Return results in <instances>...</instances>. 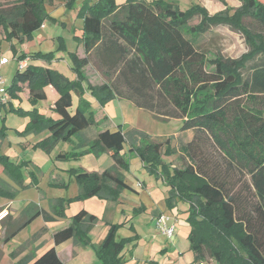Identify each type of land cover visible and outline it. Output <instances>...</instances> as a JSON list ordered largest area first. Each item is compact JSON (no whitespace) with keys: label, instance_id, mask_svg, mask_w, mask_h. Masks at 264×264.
Segmentation results:
<instances>
[{"label":"trees","instance_id":"1","mask_svg":"<svg viewBox=\"0 0 264 264\" xmlns=\"http://www.w3.org/2000/svg\"><path fill=\"white\" fill-rule=\"evenodd\" d=\"M46 1L52 0L0 2V31L6 39L24 41L41 28L51 18ZM241 1L238 9L227 6L211 14L201 3L184 11L172 0H126L122 4L85 0L78 16L83 18L79 41L86 53L83 57L70 53L76 78L70 79L48 64L55 57L53 51L23 53L17 55L18 60L47 64L18 66L9 88L14 96L26 84L34 103L47 98L48 85L58 92L53 108L57 118L37 106L28 111L25 134L48 129L50 134L36 143L47 153L97 124L86 93L102 106L116 97L126 99L161 121L181 120V131L193 130L192 138L183 143L187 152H181L180 166L161 159L164 149L172 148L171 138L154 137L136 127L124 129L122 124L101 130L94 139L77 144L81 151L60 153L57 159L110 152L112 163L104 170L73 168L70 172L80 185L78 198L98 195L112 201L125 189H132L122 173L129 166L123 154L126 142L150 171L156 172L157 164H162L173 189L168 205L173 207L177 198L189 203L188 238L199 262L208 252L219 264H264V0ZM66 3L69 8L76 6V0ZM197 15L200 22L190 26ZM218 24L240 31L248 52L236 58L222 54L210 58V51L196 45L198 35ZM89 65L104 78L102 84L89 81L85 71ZM73 92L80 98L75 109ZM0 136L4 138L5 132ZM0 163L9 172L14 169V163L1 153ZM52 184L66 186V182ZM0 195L13 198L16 193L6 188L0 189ZM65 202L57 198L52 214L38 209L33 217L40 213L47 219L63 216ZM1 219L9 220L3 221V243L30 222L16 227L11 215ZM97 220L87 209L79 210L69 225L53 234L54 246L18 264H64L56 247L76 237L84 243L90 241L88 233ZM117 229L118 224H112L99 246L103 264H122L125 239L117 237ZM2 253L0 247V259Z\"/></svg>","mask_w":264,"mask_h":264},{"label":"rangeland","instance_id":"2","mask_svg":"<svg viewBox=\"0 0 264 264\" xmlns=\"http://www.w3.org/2000/svg\"><path fill=\"white\" fill-rule=\"evenodd\" d=\"M4 1L0 0L1 3ZM84 1L76 0L77 7L73 8H69L66 0L46 1L45 9L51 18H47L44 25L34 31L31 37H26L24 41L18 39L10 41L0 35V60L3 56L9 59L7 64L0 66V74L6 81L8 91L18 69L17 55L23 53L29 55L37 51H53L55 57L48 64L70 79H73L74 76L76 78V74L71 68L70 53L76 52L78 46H83L79 41L83 35V18L78 16V11ZM172 1L177 2L180 9L184 11L189 9L192 4L200 2L199 0ZM201 3L211 14L222 11L227 6L238 9L243 4L241 0H201ZM200 19L201 16L197 15L188 24L190 26L198 24ZM196 45L210 51V58L216 54L236 58L248 52V44L243 34L227 24L209 25L204 33L197 36ZM27 59L29 60V58ZM40 61L43 62L30 59L29 63L38 64ZM85 71L86 74L87 72H91L93 75L98 73L92 66ZM25 85H21L14 96L9 92L5 99V105L0 103V133L1 131L5 132L4 138L0 136V153L8 156L14 163V169L10 170L11 172L5 170L0 163V189L3 191L9 188L17 195L13 198L0 195V206L6 208L0 212V237L5 235V222L9 221L4 219L5 222H3L4 220L1 218L6 216L9 211L19 209L18 214L14 212L17 215L14 220L16 227L26 221L30 220V222L8 242L3 243V238H0V247L3 251L0 264H18L20 260L28 256L41 255L54 246L53 234L69 225L73 214L83 208L95 213L98 220L88 233L90 241L84 243L76 237L56 247L64 264H103L97 251L112 224H118L117 237L125 239L121 254L122 264H198L199 261L195 260V252L188 238L191 229L188 221L189 203L177 198L173 207L168 205V198L173 189L169 183L168 172L163 165L157 164V171H150L140 156L129 151V143L126 142L123 154L129 166L123 169L122 173L132 189H125L115 201L104 199L98 195L78 198L80 185L75 174L70 170L78 168L89 172L98 171L102 167V163L108 159L109 152L81 153L76 158L64 160L57 159V155L62 153L64 148L69 150L67 152L81 151V147L75 146L77 145L76 140L75 143H72L73 141L60 142L53 149L51 155L37 146L38 141L36 140L44 136L46 132L48 133L49 130L44 129L39 133L25 134L30 120L28 111L37 106L39 111L44 114L53 113L54 109L51 103L54 96L48 90L45 100L34 103L30 99L29 89ZM73 96V108H76L80 98L76 92H73ZM116 100H110L105 106L108 105L112 108V104H116ZM99 104L94 99L93 106H91L92 116L94 119L100 120L98 126H93L92 130L100 131L106 127L115 129L112 125L113 122L101 119L103 113H107V111L99 107ZM137 123V128L154 137L167 135L164 137L175 139L173 143L171 142L172 148L164 149L161 159L173 166H180L179 153L180 151L187 152L183 143L192 138L193 130L181 131V120L161 121L156 119L150 111L142 109L138 115ZM174 131H179L177 138L173 136ZM172 165L170 167H173ZM54 178L65 180L66 186L53 185ZM57 198L66 201L63 216L57 215L54 219H47L45 213H40L33 217L35 210L38 209L36 207L52 214L51 202H54L52 199L56 200ZM68 199L71 201L69 202ZM10 201L13 202V207L8 204ZM112 205L114 209L110 210ZM22 207L24 208L21 209ZM158 213H165L175 220L176 229L173 239H167L157 227ZM203 261L205 264H219L217 260L209 256L208 252Z\"/></svg>","mask_w":264,"mask_h":264},{"label":"crops","instance_id":"3","mask_svg":"<svg viewBox=\"0 0 264 264\" xmlns=\"http://www.w3.org/2000/svg\"><path fill=\"white\" fill-rule=\"evenodd\" d=\"M117 1V3H119V4H122V3H124V2H126V0H122V1H119V0H116ZM148 1H152V0H148ZM200 2H198V3H201V0H199ZM202 4V3H201ZM202 5H204V4H202ZM44 25V24H43ZM82 27H83V25H82ZM0 35H2V38H5L6 39V36H5V33H4V31L3 30H1L0 31ZM76 53L79 55V56H81V57H83L84 55H85V53H86V51H85V48H84V46H78V49H77V51H76ZM3 57H5V56H3ZM5 58H7V57H5ZM29 63V62H28ZM7 64V63H6ZM38 64H43V65H45V64H47L46 62H42L41 63V61L40 62H38ZM4 65V64H3ZM91 65H89V66H87L86 68H85V70L86 69H89V67H90ZM98 72V71H97ZM87 75H88V77H89V81L91 82V83H93V84H102L103 82H104V78L101 76V74L98 72L96 75H93V74H91V72H87ZM91 75V76H90ZM2 76V75H1ZM3 77V76H2ZM4 78V77H3ZM74 78H75V76H74ZM73 78V79H74ZM25 86H27V85H25ZM45 90H46V93H47V95H48V90H50L51 91V93H52V95L54 96L52 99H53V101H52V103H51V105H52V108H54V103H55V101L57 100V98L59 97V94H58V92L55 90V88L52 86V85H48V86H46V88H45ZM30 93H29V91H28V95H29ZM86 98L91 102V105L93 106V103H94V97H92L89 93H86ZM117 99V100H116ZM96 100V99H95ZM112 100H116L117 102H116V104H112V108L111 107H109L108 105H104V106H102V105H100L99 104V107H102L103 109H104V111H107V113H103L104 115H103V117L101 118V119H103V120H105V121H111V122H113V124L112 125H114V127H115V129L117 128V126L119 125V124H122V126H123V128L125 129H127V128H131V127H138V123H137V118H138V115H139V113H140V111H141V109L140 108H138V107H136L132 102H130V101H128V100H126V99H121V98H114V99H112ZM0 103H2L3 105H5L4 103H5V101H2L1 100V98H0ZM73 105H74V96H73ZM73 109H75V108H73ZM112 109V110H111ZM142 110H145V109H142ZM47 115V114H46ZM48 116H52V117H55V118H57L58 117V115H57V113L55 112V111H53V113H51V114H48ZM96 120V122H97V124L96 125H93L94 127L95 126H98V124H99V119H95ZM93 126H91V127H89V128H87V129H85L79 136H78V138L76 139V138H74V140H73V142L72 143H75V140H76V142H77V144H83L85 141H90V140H92V139H94L96 136H97V134L101 131H95V130H92V127ZM106 129H108V127H106ZM178 133H179V131L177 132V131H174L173 132V136L174 137H178ZM50 134V131H48V133L46 132L45 133V135L44 136H41L40 137V139H38V140H36V141H40L41 139H43V138H45V137H47L48 135ZM160 136H167V135H160ZM175 139H173L172 140V143H173V141H174ZM6 141V140H5ZM4 141V142H5ZM189 140H187V141H184V143H186V142H188ZM27 142H29V141H27ZM2 143H3V141H2ZM10 143H12L11 141H10ZM172 143H171V145H172ZM29 144H31L30 142H29ZM59 145V144H58ZM75 146H78V145H75ZM173 147V146H172ZM80 150H82V148L80 149ZM67 151H69L68 149H65L64 148V150L62 151V153H64V152H67ZM25 152V151H24ZM182 151H180V155L182 154L181 153ZM53 153V151L50 153V155ZM24 154H26V153H24ZM178 154V155H179ZM77 161V160H76ZM112 163V159H111V157H110V152H109V157H108V159L106 160V162L105 163H102V167L98 170L99 172L100 171H102V170H104L106 167H108L110 164ZM82 168V167H81ZM84 170V169H83ZM86 171V170H85ZM87 172H89V171H87ZM54 182H65V180H58V179H55L54 178ZM80 192V191H79ZM15 196H17V195H15ZM53 201H55V199H52ZM28 203V202H27ZM27 203H26V205H27ZM53 203L54 202H51V207L50 208H52V205H53ZM8 204H11L12 206L11 207H13V202H9ZM7 204V205H8ZM29 204V203H28ZM114 205V204H113ZM112 205V207L110 208V210H112V209H114V206ZM6 206V205H5ZM25 207V206H24ZM24 207H22L21 209H23ZM36 208H38V209H40L39 207H36ZM48 208V207H47ZM6 208L4 207V206H0V212L1 211H3V210H5ZM37 209V210H38ZM83 209H85V208H83ZM40 210H42V209H40ZM48 211H49V209H47ZM81 210V209H80ZM89 211V210H88ZM14 212H17V213H15V214H18L19 213V209H17V211L15 210V209H13V210H11V212L9 211L8 212V214L9 215H11L12 216V218L15 220L16 219V216L17 215H15L14 214ZM92 213V212H91ZM7 214V215H8ZM75 214V213H74ZM95 214V213H94ZM159 214V213H158ZM96 215V214H95ZM108 222V221H107ZM110 222V221H109ZM110 223H113V222H110ZM70 240V239H69ZM69 240H67V241H69ZM66 242V241H65ZM56 250H57V248H56ZM58 252V251H57ZM59 255V254H58ZM38 256V255H37ZM60 257V256H59Z\"/></svg>","mask_w":264,"mask_h":264},{"label":"built area","instance_id":"4","mask_svg":"<svg viewBox=\"0 0 264 264\" xmlns=\"http://www.w3.org/2000/svg\"><path fill=\"white\" fill-rule=\"evenodd\" d=\"M9 62L8 58L2 57L0 60V66ZM28 59L19 60L18 66L23 69L27 66ZM8 89L6 88V81L0 74V98L2 101H5L8 96ZM157 227L160 229L161 233L167 239H173L176 229L175 220H172L170 216L165 213H159L156 217ZM198 264H205L204 261L199 262Z\"/></svg>","mask_w":264,"mask_h":264}]
</instances>
